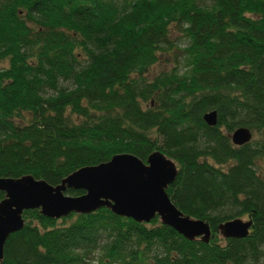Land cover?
Returning <instances> with one entry per match:
<instances>
[{"label":"trees","instance_id":"16d2710c","mask_svg":"<svg viewBox=\"0 0 264 264\" xmlns=\"http://www.w3.org/2000/svg\"><path fill=\"white\" fill-rule=\"evenodd\" d=\"M163 55L172 67L147 78ZM0 63V177L56 185L158 150L176 165L168 197L210 229L203 242L107 207L27 209L0 264H264V0H0ZM238 126L253 136L235 146ZM241 216L245 237L218 234Z\"/></svg>","mask_w":264,"mask_h":264},{"label":"water","instance_id":"95a60500","mask_svg":"<svg viewBox=\"0 0 264 264\" xmlns=\"http://www.w3.org/2000/svg\"><path fill=\"white\" fill-rule=\"evenodd\" d=\"M203 121L213 126L216 112L202 115ZM231 144L243 145L251 140V131L238 126L228 133ZM175 163L158 150L144 161L130 153L112 155L107 161L80 167L56 185L31 175L0 177V261L7 237L21 229V213L38 209L42 216L58 219L69 213L84 214L107 207L113 214L148 223L157 217L187 240L207 242L210 229L202 219L183 214L170 200L165 189L176 176ZM66 189L82 190L76 196L64 194ZM251 221L232 218L217 225L222 238H243Z\"/></svg>","mask_w":264,"mask_h":264},{"label":"rangeland","instance_id":"374dc122","mask_svg":"<svg viewBox=\"0 0 264 264\" xmlns=\"http://www.w3.org/2000/svg\"><path fill=\"white\" fill-rule=\"evenodd\" d=\"M173 41L176 43L178 41H180L179 39H177L176 37H178V35H173ZM4 65V63H0V66ZM173 63H172V58L171 55H167V56H162L156 64H154L153 66H151L149 68V71L146 73V77L147 78H151L152 76H154L156 73H158V71H167L172 67ZM253 136V133L251 132V138ZM259 173L264 174V166H261L259 169ZM242 220H246L247 217L246 216H241L240 217Z\"/></svg>","mask_w":264,"mask_h":264}]
</instances>
